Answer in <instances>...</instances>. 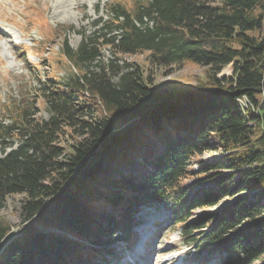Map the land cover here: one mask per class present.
Segmentation results:
<instances>
[{
	"label": "trees",
	"instance_id": "obj_1",
	"mask_svg": "<svg viewBox=\"0 0 264 264\" xmlns=\"http://www.w3.org/2000/svg\"><path fill=\"white\" fill-rule=\"evenodd\" d=\"M105 15L75 49L61 38L73 72L0 102V211L20 196L23 223L13 230L0 213V264H99L133 242L139 206L162 198L187 233L201 231V252L262 261L264 0H112ZM140 53L168 72L198 64L205 79L157 85L122 57ZM209 150L217 156L196 171L208 182L183 185L191 158ZM196 208L217 211L188 223Z\"/></svg>",
	"mask_w": 264,
	"mask_h": 264
},
{
	"label": "rangeland",
	"instance_id": "obj_2",
	"mask_svg": "<svg viewBox=\"0 0 264 264\" xmlns=\"http://www.w3.org/2000/svg\"><path fill=\"white\" fill-rule=\"evenodd\" d=\"M110 1L112 0H0V102L9 97L17 100L34 97L39 80L66 77L73 72V65L60 58L61 38L65 37L68 46L75 49L81 41L80 33L91 31L92 22L99 16L105 17V7ZM101 53L104 58L111 56L107 48H103ZM122 57L126 61L144 63L157 85H195L205 79L206 68L190 61H185L168 72L165 68L149 64L146 53ZM230 73L231 69L227 65L217 77L228 76ZM38 109L40 116H48L42 106L39 105ZM258 128V133L264 131L263 126L259 125ZM209 139L212 143L215 142L212 136ZM217 153L209 150L193 156L188 167L191 174L183 181V185L191 188L208 182L204 178L207 172L196 171L203 163L211 162ZM19 202L20 196H10L0 211L14 225L13 230H18L23 225ZM221 206L222 204L217 208ZM172 207V203L166 198L142 204L134 215L139 223L132 229L135 242L130 250L125 251L127 244L120 242L114 246L115 253L119 254L117 257L120 256L119 262L111 260L113 248H109L110 252H105L102 256L108 261L101 264H141L128 261L129 258L139 257V252L146 255L143 264H222L225 253L208 255L207 252H201L200 246L193 242V238L201 231L187 233L188 228H182L177 222L179 218ZM217 208L205 211L196 208L188 223L200 222L206 215L211 216L209 221H212ZM140 244L142 246L139 247ZM256 264H264V259Z\"/></svg>",
	"mask_w": 264,
	"mask_h": 264
}]
</instances>
